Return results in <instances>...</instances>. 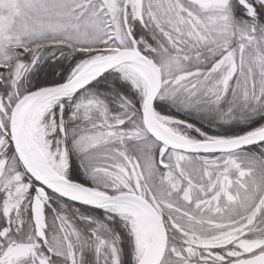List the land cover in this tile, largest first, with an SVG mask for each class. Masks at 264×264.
<instances>
[{
    "label": "snow or ice",
    "instance_id": "obj_1",
    "mask_svg": "<svg viewBox=\"0 0 264 264\" xmlns=\"http://www.w3.org/2000/svg\"><path fill=\"white\" fill-rule=\"evenodd\" d=\"M0 264H264V0H0Z\"/></svg>",
    "mask_w": 264,
    "mask_h": 264
}]
</instances>
